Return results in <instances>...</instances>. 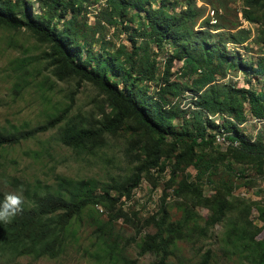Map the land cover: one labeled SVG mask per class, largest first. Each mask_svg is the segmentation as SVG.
I'll return each mask as SVG.
<instances>
[{
	"label": "trees",
	"instance_id": "trees-1",
	"mask_svg": "<svg viewBox=\"0 0 264 264\" xmlns=\"http://www.w3.org/2000/svg\"><path fill=\"white\" fill-rule=\"evenodd\" d=\"M153 1L157 0H105L99 27L125 29L132 50L121 46L114 53L94 55L97 32L90 40L85 32L87 23L82 26L79 20L91 0H37L39 16L30 11L29 0H0V28L27 29L49 49L46 56L59 81H75L78 87L90 84L111 107V111H102V120L89 122V126L80 121L67 122L61 143L77 154H95L107 145V135L116 137L128 127L133 132L128 156L138 163L123 182L103 187L94 180L63 177L57 178L56 189L45 192L26 185L23 211L11 223L0 222L1 257L55 259L65 249L74 219L90 208L101 207L108 221L99 225L95 234L107 249L109 264H138L125 255L126 245L120 246L121 238L116 233L120 219L137 230L130 244L137 245L140 256L150 254L156 257V264H170L171 246L186 237V227L193 224L196 231L203 230L197 224L201 218L198 209L204 208L212 213L208 226L229 222L227 242L245 247L257 264H264V239H257L264 229V206L235 194L242 188L255 187L249 166L264 175V128L253 137L243 131L249 118L264 121V57L248 66L243 65L238 52L233 55L227 51L230 44L247 43L250 30L223 32L224 28L218 23L211 25L209 18L198 28L206 8H199L197 0H179L185 5L180 12H176L175 1L158 0L159 8H153ZM169 4L173 6L171 12L167 11ZM243 17L254 24L264 20V0H245ZM150 44L172 52L168 62L182 64L181 81L164 79L161 84ZM241 69L252 74L261 88H255L252 81H248V88L225 82L232 71ZM185 92L193 96L192 109L175 103ZM68 110L27 132L0 130V153L5 147L56 128ZM218 115L229 119L221 122ZM218 134L229 141L226 150L219 145ZM152 170H159L161 175L168 170L170 179L159 210L140 226L137 213L130 214L126 205L133 201L144 174L149 176ZM191 183L196 185L194 191L189 190ZM206 187L214 195L208 196ZM169 190L183 209L182 221L170 220ZM5 195L0 192V204ZM253 208L258 210L263 228L251 220ZM148 226H153L156 233L142 236ZM210 259L207 251L202 264H209Z\"/></svg>",
	"mask_w": 264,
	"mask_h": 264
},
{
	"label": "rangeland",
	"instance_id": "rangeland-1",
	"mask_svg": "<svg viewBox=\"0 0 264 264\" xmlns=\"http://www.w3.org/2000/svg\"><path fill=\"white\" fill-rule=\"evenodd\" d=\"M29 1L32 2L30 11L34 16H39L41 10L37 0ZM174 1L176 12L183 10L184 3L171 0L172 3ZM91 2L87 7L89 9L80 15L79 20L82 26L83 22L87 23L85 32L90 40L94 31L97 32L92 47L94 55L114 53L121 46L131 51L129 34L125 29L107 25H101L103 28L99 27L98 17L105 6V0H91ZM152 3L153 8H159L160 1ZM197 5L199 8H206L205 16L199 22L198 28L202 27L204 20L209 18L208 8H212L219 13L220 19L217 23L224 28L223 32L236 28L251 31V39L247 43L242 46L230 44L227 50L233 55L238 52L243 65L255 64L260 57H264L261 40L264 39V20L254 24L244 19L245 0H202L201 4L200 0H197ZM172 7L170 4L167 5V11L171 12ZM216 24L211 21V25ZM150 46L153 51L151 60L156 62L161 84H164V79L171 82L181 81L182 64L176 61L169 65L168 62L172 52L167 48L160 51L155 44ZM48 51L47 46L40 43L27 29L15 31L6 27L0 28V130L13 133L27 132L47 124L69 108L64 114V121L56 128L19 145L1 150L0 192L19 194L23 200H27L24 187L28 184L45 192L49 188L56 189L57 178L63 177L74 181L94 180L103 187L113 182H123L138 164L128 156V141L133 136L132 130L128 127L116 136L117 138L107 135V145L95 154H77L61 143L60 137L67 122L80 121L89 126V122L102 120V111L104 109L111 111V107L105 102V97L92 85L82 84L78 87L75 81H59L54 76L51 62L46 56ZM166 71H169V74ZM252 77V74H247L241 69L238 72L232 71L225 82L232 81L239 88H248V81H252L255 88H261L262 85ZM155 83L157 80L152 82L151 86H155ZM192 97L191 92H185L175 100V103L180 104L185 110L192 109L194 108ZM218 118L221 122L229 119L226 115H218ZM243 128L245 135L253 137L264 128V123H256L249 118ZM218 143L223 150L230 145L223 141ZM247 169H251L250 180H255V187L242 188L235 194L237 197L264 206V175L259 174L251 166ZM150 175L153 179H150ZM150 175L144 174L139 188L134 192L133 201L126 205L130 214L137 213L141 221L140 226L159 210L165 184L170 179L168 170L163 175L159 170H152ZM195 187V183L189 184V190L194 191ZM205 189L208 196L214 195L215 192L210 187ZM169 194L171 195L168 198L171 206L170 220L182 221L183 209L176 205L173 190H169ZM198 211L201 218L197 225L203 230L196 231L193 224L186 227V237L176 240L171 246L170 264H202L207 251L211 254L209 264H257L252 253L245 247L227 242L229 222L208 226L212 213L204 208ZM258 215V210L253 208L251 220L255 226L263 228ZM107 221L108 216L103 208H90L81 218L74 219L69 226L68 242L57 258L45 257L36 260L33 257L23 256L14 259L5 255L0 256V264H109L107 249L97 240L95 234L97 227ZM136 231L133 225L123 219L116 222V233L121 238L120 246L126 245L125 255L138 264H156V257L150 254L140 256L137 245L130 244V240L136 237ZM155 233L156 229L148 226L143 229L142 236ZM257 239H264V229Z\"/></svg>",
	"mask_w": 264,
	"mask_h": 264
},
{
	"label": "clouds",
	"instance_id": "clouds-1",
	"mask_svg": "<svg viewBox=\"0 0 264 264\" xmlns=\"http://www.w3.org/2000/svg\"><path fill=\"white\" fill-rule=\"evenodd\" d=\"M20 192H23L21 187ZM22 196L16 193H8L5 195L4 201L0 204V222L11 223L12 220L23 211Z\"/></svg>",
	"mask_w": 264,
	"mask_h": 264
},
{
	"label": "built area",
	"instance_id": "built-area-1",
	"mask_svg": "<svg viewBox=\"0 0 264 264\" xmlns=\"http://www.w3.org/2000/svg\"><path fill=\"white\" fill-rule=\"evenodd\" d=\"M202 0H200V4H201ZM208 17L210 18L211 21H218V12L215 9L212 8H208ZM217 141H223L226 143H229V141L226 139V137H224V135L222 134H218L217 135ZM235 145H238V143H236Z\"/></svg>",
	"mask_w": 264,
	"mask_h": 264
},
{
	"label": "bare ground",
	"instance_id": "bare-ground-1",
	"mask_svg": "<svg viewBox=\"0 0 264 264\" xmlns=\"http://www.w3.org/2000/svg\"><path fill=\"white\" fill-rule=\"evenodd\" d=\"M217 22H218V21H213V24H216ZM255 121H256V123H258V122H259V123H262V124L264 123L263 120H257V119H256Z\"/></svg>",
	"mask_w": 264,
	"mask_h": 264
}]
</instances>
